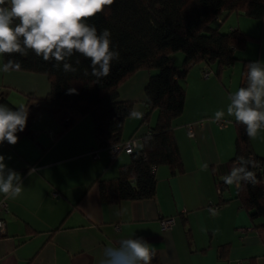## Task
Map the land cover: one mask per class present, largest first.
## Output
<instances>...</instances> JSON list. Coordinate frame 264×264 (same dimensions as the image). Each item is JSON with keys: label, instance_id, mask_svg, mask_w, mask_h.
Returning <instances> with one entry per match:
<instances>
[{"label": "crops", "instance_id": "crops-1", "mask_svg": "<svg viewBox=\"0 0 264 264\" xmlns=\"http://www.w3.org/2000/svg\"><path fill=\"white\" fill-rule=\"evenodd\" d=\"M220 20L226 29L239 27L253 38L236 49L234 61L218 74L214 63L209 64L208 76L202 74L203 62L188 69L182 80L184 107L172 120L182 171L157 166L155 194L148 198L102 200L98 180L116 177L130 154L120 150L111 155L99 147L90 115L58 134L60 125L51 107L38 110L43 106L38 99L50 87L46 75L0 71V95L17 107L30 99L26 110L34 115L32 136L21 134L15 145H0V155L8 168L20 173L24 187L15 199L0 194L7 203V210H0L5 224L0 264H97L105 247L130 237H143L153 247L151 264H246L251 258L264 263V233L255 229L238 200L237 183H224L220 191L217 186L231 169L236 122L227 114L223 126L212 122L216 111L226 113L228 96L238 90L245 65L264 61V17L231 13ZM182 58L173 57L175 64ZM147 79L148 72L140 70L118 89L120 98L131 100L132 110L143 114ZM156 115L152 109L143 124L129 115L121 141L135 137L140 148ZM193 122L198 123L189 136L187 124ZM250 144L254 153L264 156V131ZM92 148H98L97 157H92ZM30 168L35 169L31 175ZM161 217L173 218L170 229H160ZM222 245L227 250L220 255Z\"/></svg>", "mask_w": 264, "mask_h": 264}, {"label": "trees", "instance_id": "trees-1", "mask_svg": "<svg viewBox=\"0 0 264 264\" xmlns=\"http://www.w3.org/2000/svg\"><path fill=\"white\" fill-rule=\"evenodd\" d=\"M231 13L260 20L264 17V0H114L103 12L88 20L98 31L110 30L113 48L120 53L108 76L97 80L90 74L89 61L83 57H79L81 63L76 73L57 70L53 67L54 61L45 62L32 52L26 56L2 57V64L14 59L21 63L19 70L46 75L50 87L46 95L38 99L43 105L38 110L51 107L52 118L60 125L58 134L64 133L83 116L90 115L99 147L121 141L122 127L133 102L121 99L118 89L133 74L147 71L146 112L139 124L148 123L152 109L157 111L156 120L143 135L142 146L139 148L137 144L129 153L130 161L120 164L116 177L99 179L98 189L101 199L108 202L148 198L155 194L154 170L157 166L168 165L172 173L182 171L172 120L184 107L182 80L188 69L203 62L211 71L209 64L214 63L218 74L234 61L236 49H242L253 38L239 27L220 29L223 21L219 16ZM176 52L183 55L179 65L173 59ZM76 58L72 57L70 62ZM85 69L89 75L84 74ZM245 73L246 68L239 87L246 85ZM70 87L75 88L77 94H66ZM0 103L8 104L14 110L17 107L1 95ZM30 103L28 99L25 110ZM33 120L34 115L28 114L25 130L17 135L32 136ZM238 156L254 161L255 166L249 165V170L255 173L256 182L241 181L237 184L236 196L255 229L264 233V156L253 152L244 126L236 123L231 169L236 166L234 162ZM217 186L224 188V181H218ZM224 250L227 245L219 247L220 255ZM246 264L264 263L251 258Z\"/></svg>", "mask_w": 264, "mask_h": 264}, {"label": "clouds", "instance_id": "clouds-1", "mask_svg": "<svg viewBox=\"0 0 264 264\" xmlns=\"http://www.w3.org/2000/svg\"><path fill=\"white\" fill-rule=\"evenodd\" d=\"M113 3L114 0H0V57L32 52L45 62L54 61L53 67L64 73H76L81 63L79 57H83L89 61L92 76L97 80L106 77L120 53L113 48L110 30L98 31L88 20ZM74 56L77 58L70 62ZM20 68L18 60L8 59L0 71ZM245 68L246 85L229 94L226 113L216 111L212 122L227 114L244 126L250 139H256L264 131V61H251ZM84 74L89 75L88 69ZM66 94H77V90L70 87ZM130 116L141 119L143 113L132 110ZM27 120L28 111L23 105L14 110L0 103V145H15L19 140L17 133L25 130ZM234 164L229 174L221 177L226 185L256 182L255 173L249 170V165L255 166L253 160L238 156ZM34 171L30 168L29 175ZM23 190L20 173L8 168L5 157L0 155V194L15 199ZM154 256L153 247L143 237H130L105 247L97 264H151Z\"/></svg>", "mask_w": 264, "mask_h": 264}, {"label": "built area", "instance_id": "built-area-1", "mask_svg": "<svg viewBox=\"0 0 264 264\" xmlns=\"http://www.w3.org/2000/svg\"><path fill=\"white\" fill-rule=\"evenodd\" d=\"M210 72H211L210 69L206 65H204L202 67V74L204 76H208V74ZM198 122H195V123L193 122V123L187 124V132H188L189 136L194 135V126ZM216 123L219 126H223L225 124L223 120L217 121ZM136 146H137L136 138L130 137L129 139H127L125 141H119L116 143H109L105 147L108 149V151L111 155H114L116 152H118L120 150H123L126 153H130ZM97 150H98V148H92V150H91L92 157H97ZM218 191H220L219 186H218ZM0 210H5V211L7 210V203H6V200L4 198L0 199ZM159 224H160L161 230H168L172 227L173 218L172 217H161L159 220ZM4 230H5L4 221L2 219H0V234L4 233Z\"/></svg>", "mask_w": 264, "mask_h": 264}, {"label": "rangeland", "instance_id": "rangeland-1", "mask_svg": "<svg viewBox=\"0 0 264 264\" xmlns=\"http://www.w3.org/2000/svg\"><path fill=\"white\" fill-rule=\"evenodd\" d=\"M220 16H224L223 14H221ZM219 16V17H220ZM216 23L215 22H213V25H215ZM226 23H224V24H222L221 26H220V29L221 30H226ZM182 53L181 52H176L175 54H174V57H176V58H178V55H181ZM182 61V59L181 60H179V61H177V63H180Z\"/></svg>", "mask_w": 264, "mask_h": 264}]
</instances>
